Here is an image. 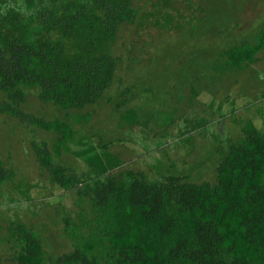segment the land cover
I'll list each match as a JSON object with an SVG mask.
<instances>
[{"label":"trees","instance_id":"trees-1","mask_svg":"<svg viewBox=\"0 0 264 264\" xmlns=\"http://www.w3.org/2000/svg\"><path fill=\"white\" fill-rule=\"evenodd\" d=\"M167 2L154 1L144 12L134 0H0V114L50 132L49 145L30 142L38 169L49 178L46 194L51 184L85 199L96 228L94 238L55 253L39 229L17 216L0 239L6 245L0 264H264V130L250 121L240 127L241 140L218 150L212 181L176 174L147 180L142 169L112 173L118 165L107 175L82 178L84 173L76 176L68 164L55 162L73 137L69 118L83 115L70 110L104 99L107 88L117 90L121 78L112 82L122 61L114 52L120 28L139 27L148 18L158 26ZM219 54L220 68L233 72L257 62L264 57V25L254 44ZM28 90L64 109L63 117L46 121L23 112ZM12 174L0 158V183L10 185L0 191L15 195ZM57 220L73 240L65 215Z\"/></svg>","mask_w":264,"mask_h":264},{"label":"rangeland","instance_id":"rangeland-1","mask_svg":"<svg viewBox=\"0 0 264 264\" xmlns=\"http://www.w3.org/2000/svg\"><path fill=\"white\" fill-rule=\"evenodd\" d=\"M154 1L134 3L146 12ZM168 2L158 26L148 18L118 32L114 52L122 61L112 83L121 78L117 90L128 92L107 88L104 99L70 110L83 115L77 121L69 118L73 137L55 162H65L76 176L107 175L118 165L112 173L142 169L147 180L176 174L190 182L212 181L218 150L242 139L239 130L245 122L264 130V57L233 72L220 68L219 54L256 42L264 25V0H171L167 7ZM121 63L128 71L119 69ZM26 95L21 108L26 114L46 121L63 117L64 109L40 101L33 90ZM49 134L0 114V158L12 170L8 181L15 187V195L0 191V239L7 222L18 216L39 229L48 251L60 253L80 238H94L95 215L85 199L56 185L50 184L46 194L49 178L38 169L30 142L49 145ZM59 214L67 218L73 240L57 220ZM4 252L6 245L0 243Z\"/></svg>","mask_w":264,"mask_h":264}]
</instances>
